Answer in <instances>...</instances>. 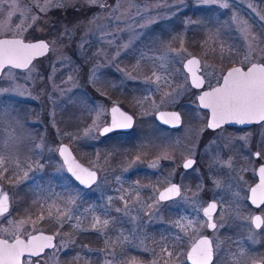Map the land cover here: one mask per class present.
<instances>
[{
	"label": "rangeland",
	"instance_id": "rangeland-1",
	"mask_svg": "<svg viewBox=\"0 0 264 264\" xmlns=\"http://www.w3.org/2000/svg\"><path fill=\"white\" fill-rule=\"evenodd\" d=\"M104 2L107 10L84 6L80 11L39 13L34 26L17 36L25 41H52L57 33L50 31L49 20L57 22V29L77 26L72 42L57 41L51 51L32 62L31 73L11 69L0 77V156L4 160L0 185L11 198V211L0 221V229L53 232L56 251H68L69 264H94L92 258L84 259L94 251V245L82 244L85 231L101 234L102 264H121L113 256L118 249L114 244L123 240L120 237L132 242L133 261L141 257L146 264H161L160 252L167 249L166 257L176 252L174 243L164 241L178 240L163 221L178 218L181 227L197 237L205 232L200 211L213 200L218 203L216 222L223 225L216 230L235 228L231 234L245 245L241 262H255L264 256V205L251 208L247 192L255 181L256 164L264 162V125L240 131L223 127L222 138L220 130H207L206 112L196 103L199 91L189 85L182 63L196 56L201 75L215 74L205 79L204 88L209 83L215 86L231 66L245 68L247 45L241 29L264 34V0H217L207 5L198 0ZM224 2L228 8L221 7ZM35 3L15 0L9 7L12 0H8L0 9V37L11 36L9 29L21 24L22 10L32 8L35 14ZM93 16L98 19L89 24ZM27 23H32L30 18ZM259 47L264 48V42ZM61 59L63 64L58 62ZM256 62H260L259 54ZM103 85L108 93L118 89L122 94L126 87L131 93L126 92L123 105L101 92ZM175 91L180 94L169 100L165 94ZM112 104L136 119V129L128 136L98 135ZM158 110H177L181 127L168 131L150 122ZM63 112L69 113L68 121L62 118ZM94 121L98 126L94 127ZM90 128L94 130L89 132ZM213 140L216 143L210 144ZM61 143L72 147L87 168L97 171L93 187L82 189L67 175L57 155ZM255 152L261 156L254 158ZM216 157L220 163L210 167ZM187 158L195 163L182 170L181 162ZM175 180L179 195L162 204L157 199L159 191ZM19 189L24 191L22 206ZM255 213L263 220L257 231L250 222ZM104 220L109 223L105 225ZM190 221L195 223L185 227Z\"/></svg>",
	"mask_w": 264,
	"mask_h": 264
},
{
	"label": "snow or ice",
	"instance_id": "snow-or-ice-1",
	"mask_svg": "<svg viewBox=\"0 0 264 264\" xmlns=\"http://www.w3.org/2000/svg\"><path fill=\"white\" fill-rule=\"evenodd\" d=\"M216 2L217 0H198V4L200 5ZM6 3H8V0H0V9H3ZM14 4L15 0H12V4H9V7H12ZM77 5H80V7H77ZM34 6L37 9L35 14H31L32 8L22 10L20 13L21 24H18L14 30L9 29L12 33L11 36L5 35V38H0V73L11 69H27L31 73L33 69L29 66L32 64V60L35 56L51 51L52 46L57 41H63L67 38L68 42L71 43L74 39V30L77 26H74L73 29H69L67 26L57 29V22L55 20L48 21V24L51 26L50 31L57 33L52 41L38 40L36 42L26 43L23 38H17L22 32L34 26L35 22L40 19L39 13L47 15L53 9L67 10L68 8L80 11V8L84 6H99L104 10L109 8L104 0H44L42 4L39 0H36ZM221 7L228 8L229 5L224 2L221 3ZM112 11L115 12L116 9ZM11 16L12 13L10 12L9 18H11ZM29 18L32 21L31 24L27 23ZM97 19L98 17L93 16L91 20H89V24L94 23ZM261 19H264V17H261ZM25 24H27V27H25ZM241 31L247 45V51H245L242 61V64L246 66V70L243 67L231 68L226 74H223L222 83L220 80H217V84L214 87L209 83L207 90H203L198 96L199 107L209 109L211 113L206 124V129L214 132L220 130L221 138L223 127L226 124L257 123L264 125V48L259 47V44L264 42V34L258 36L252 33L247 27L242 28ZM79 47L83 49L84 42H81ZM257 54H259L260 62H256ZM65 59H61L58 62L63 64ZM197 64L198 61L193 58L187 61L185 68L192 74V86L201 89L205 84V79L215 74L208 73L207 75H197L190 67ZM206 67L207 66H205V68ZM95 74L96 69H93V77H95ZM179 87L182 88L183 86ZM179 94V91H175L174 93H166L165 95L169 100L174 101L175 97ZM111 113V123L102 128L100 131L101 136L115 129H127L132 126V117L120 111L118 107H112ZM97 115H100V111L97 112ZM165 116L167 118H165ZM161 118L164 120V123H179L180 121V115L176 112L161 114ZM93 125L94 127L98 126L97 121H94ZM206 129H201L200 131L203 132ZM93 130L94 128H90L88 131L91 132ZM211 143H216V141L213 140L210 144ZM37 147H40V145H37ZM58 151L62 157H65V164L68 165L67 171L71 173V176L75 177V180L79 181L80 184L87 186L96 181L97 174L95 171L82 168L80 165L68 160V156L66 155L68 153L67 147L61 145ZM255 155L260 157L261 153L256 152ZM3 163V157L0 156V165H3ZM193 163L194 161L192 159H187L183 167L187 169L191 167ZM215 163H220L219 157L213 160L210 167ZM228 163L229 166H231V161ZM259 174L260 183L251 188V199L253 203H256L257 199H259L260 203L264 204V165L260 167ZM25 177H27V173H25ZM216 184L217 187L221 186L219 181H216ZM179 193V187L173 184L164 192L160 193L159 199L165 200L172 194L179 195ZM8 199L6 194L0 198V215L8 211ZM70 202L74 203V200ZM117 211L121 210L117 209ZM215 211H217L216 202L210 203L203 209L207 221L202 226H206L213 230L223 226L222 224L218 225L217 222L213 220L211 213ZM66 218L70 219L71 217L69 216ZM41 219H43L42 216ZM96 219L97 222H99V218ZM260 221L261 217L259 216L253 218V222L257 228L261 227ZM58 222L63 221L58 220ZM22 223L23 221H21V224ZM103 223L107 225L109 221L104 220ZM177 223L179 224V222ZM193 223L195 222L190 221L185 227H189ZM93 227H95V224ZM53 239V236L45 235L42 232L36 234V230H34V232H28L27 230L22 232L19 229L15 231L0 229V264H41L42 259L48 255L45 250L55 247L52 243ZM60 247H66V245H61ZM164 251H167V249ZM241 254H243V250ZM168 255L171 256L172 253L168 252ZM212 256L213 249L207 237H199L193 240L191 248L187 252V260L190 261L191 264H210Z\"/></svg>",
	"mask_w": 264,
	"mask_h": 264
},
{
	"label": "flooded vegetation",
	"instance_id": "flooded-vegetation-1",
	"mask_svg": "<svg viewBox=\"0 0 264 264\" xmlns=\"http://www.w3.org/2000/svg\"><path fill=\"white\" fill-rule=\"evenodd\" d=\"M107 122H108V120H107ZM162 128H164V127H162ZM250 128H252V127H250ZM250 128H248V129H250ZM164 129L168 130V131L177 130V129H167V128H164ZM234 129H236V128H234ZM240 130H242V129H238L237 131H240ZM117 132L118 131L110 133V134L105 135V136H100L99 134L98 135L100 137H110V136H115L116 135L115 133H117ZM70 148H71L72 152L74 153V155L76 156L75 152L73 151V148L72 147H70ZM253 157H254V154H253ZM184 161L181 162L180 167H181L182 170H188V169H184L183 168V162ZM80 163L83 164L82 162H80ZM194 163H195V160H194ZM259 164H261V163H257L255 168H254L255 181L252 184H254L256 182V168H257V166ZM67 175H68V173H67ZM73 181L79 187H81L82 189H90L97 182L96 181L94 184H92L88 188H83L75 180H73ZM171 184H175V185H177L179 187V189H181L179 183L177 182V180L167 184L165 187H163V189L166 188L167 186L171 185ZM247 195H248V192H247ZM9 199H10V209H9V211L7 213H5L3 215H0V221L3 218L7 217L9 215L10 211H11V198L9 197ZM174 200H175V198L170 199V200H166V201H160V202L162 204H165V203H168V202H172ZM207 203H206V205H207ZM119 204H117V205H119ZM217 206H218V203H217ZM203 208L201 209L200 214H201V218H202L203 222L205 223L207 221V218L202 213ZM217 211H218V207H217ZM217 211H215V213L212 216V218H213V220L215 222H216V219H217V216H215ZM187 212L191 213L190 210H188ZM164 216H166V215H164ZM252 216H251V218H252ZM166 220H170V219H166ZM163 222H167L168 223V225H165V228H167L169 230L170 235L177 236V239H178V237H179V239L177 241H175V242H173V240L172 241H164L166 243H174L173 247H174V251H176V252H175V254L173 256H170V257H166V253L164 251L160 252V254L162 255L160 257L161 264H191V262L187 260V252L191 248L192 241L197 239V238H199V237H207L209 239V241L211 242V246H212V249H213V256H212V261L210 262V264H246V263H242L241 262V256L244 257V255H245L244 242H243V240L241 238H240V240H238V238L235 235L231 234L232 230H230V229H235V228H229L227 226V227L222 228L220 231H217V230H213V229L207 228L205 226V232H201L200 235H198L197 237H194L193 235L195 234V232L194 231L193 232L189 231V234H188V232H187L188 229L182 228L181 224L177 223V222H179L178 218L172 219V220H170V222L169 221H163ZM173 222H175V223H173ZM167 226H172V227L175 226V227H177V229L175 230V228H172L173 229L172 230L171 228H169ZM251 226L256 231L260 230V228L259 229L254 228L252 223H251ZM127 228L129 229V227H127ZM49 230H52V228L49 227ZM54 230L55 229H53V231ZM215 231H217V232H215ZM37 232H43V233H46V234H51L54 237L53 245L55 247L45 250L48 253V255L42 259L41 264H69L66 261V259L69 258L68 257L69 256L68 251H66L64 249L61 250L60 252L56 251V249L58 247V242H57L55 234L53 232H49V231L46 232V231H42V230L36 231V233ZM82 234H83V237H84L82 239V244L84 246L89 245V247H90V245H91V247H92V245H94V248H93L94 251L88 252L87 257H85L84 259H86V258L89 259V257H90V258L93 259V263L94 264H102L103 259H102V256H100V251H99V249H103V245H102L103 241H102V238H101V234L100 235L97 234V233L93 234V233H90V232H87V231L83 232ZM121 238L123 240H121L120 242H117L118 245L114 244V246H113V247H115V248L117 247L119 249V251H118V249H116V252L113 254L115 259H118V262L121 263V264H138V263L146 264L145 263L146 262L145 259H143L141 257L138 258L139 260H137L136 262L133 261V246H132V242H130V239H124V237H120L119 239H121ZM190 240H192V241L189 242ZM175 243H176V245H175ZM187 244H189V245H187ZM186 245H187V247H186ZM242 250H243V254H241ZM262 254H264V253H262ZM49 256H51V257L49 258ZM263 257H261L262 259L261 258L257 259V260H255V262H252L250 264H264V258ZM131 260L133 262H131ZM114 264H116V263H114Z\"/></svg>",
	"mask_w": 264,
	"mask_h": 264
},
{
	"label": "water",
	"instance_id": "water-1",
	"mask_svg": "<svg viewBox=\"0 0 264 264\" xmlns=\"http://www.w3.org/2000/svg\"><path fill=\"white\" fill-rule=\"evenodd\" d=\"M0 38H5V37H0ZM17 38H19V37H17ZM36 41H38V40H35V41H25V42L27 43V42H36ZM46 54H47V52L35 56V57L33 58L32 62H33L35 59L42 58V57L45 56ZM193 58L196 59V60L198 61V64H197V65H192V66H190V67L193 69V71H195V73H196L197 75H201L200 61H199V59H198L196 56H191V57L185 59V60L183 61V63H182V68H183V71L185 72V74L187 75V79H188V82H189V85L191 86V88H193V89L196 90V91H199V94L196 96V103H197V106H198V108H199L200 110L205 111V112L207 113V120H206V124H207V121H208V119H209L210 116H211L210 110H209V109H204V108H202V107H199V100H198V96L200 95V93H201L203 90H207V88H204V86H203V88H201V89L194 88V87L192 86V83H191L192 74L189 72V70H188L187 68H185V65L187 64V61L190 60V59H193ZM233 67H241V66H239V65L232 66V67L228 68L223 74H226V73H227L231 68H233ZM13 70L24 71V70H26V69H13ZM245 70H246V69H245ZM2 73H3V72H2ZM2 73H0V77H1ZM222 76H223V75H222ZM220 82L222 83V77H221ZM215 86H216V85H215ZM213 87H214V86H213ZM114 106H115V107H118V108L120 109V111L124 112L126 115L132 117V126H131L130 128H127V129H115V130H113L112 132H109V133H107V134H105V135H108V134L113 133V132H116V131H118V132H129V131L133 128V126H134V121H135L134 117H133L130 113H128L127 111L123 110L119 105H117V104H112L111 106L108 107V122H107L105 125H103L102 127L99 128V130H98V134H99V135H100V131L102 130V128H103L104 126H106V125H110L111 120H112L111 108L114 107ZM172 112H176V113H178V114L180 115V113H179L178 111H176V110H158V111H156V112L154 113L153 118H154L155 122H156L159 126H161V127H164V128H167V129H178V128L181 127V124H182V117H181V115H180V121H179V123H164V120L161 118V114H168V113H172ZM165 118H167V117L165 116ZM256 125H259V124H257V123H251V124H235V123H231V124H226L225 126H226V127H234V128H249V127H253V126H256ZM105 135H103V136H105ZM100 136H101V135H100ZM61 145L67 147V149H68V153H67L66 155L68 156V160H69L70 162H74L75 164L80 165L82 168L88 169V170H90V171H95V170H93V169L87 168V167H85L84 165H82V164L78 161V159L76 158V156L74 155V153L72 152L71 148H70L67 144H65V143H61V144H59L58 147H57V155H58V157L60 158V160H61V162H62V164H63V166H64L65 171L68 173V175H69L73 180H75V177H72V176H71V173H69V172L67 171L68 165L65 164V157H62V156L60 155L59 151H58V149H59V147H60ZM255 153H256V152H255ZM255 153H254V157H255V158H258V157L255 155ZM188 159H192V158H188ZM186 160H187V159H186ZM186 160H185V161H186ZM192 160L194 161V159H192ZM185 161L183 162V165H184ZM193 164H194V163H193ZM262 165H264V163H261V164H259V165L257 166V168H256V182H255V183L249 188V190H248V195H247V202H248L249 205H250L252 208H254V209H259L262 205H264V204L260 203L259 199H257L256 203H253V202H252V199H251V197H252L251 188L255 187L257 184L260 183L259 169H260V167H261ZM183 168H184V167H183ZM189 168H191V167H189ZM189 168H187V169H189ZM184 169H185V168H184ZM95 172H96V171H95ZM96 174H97V172H96ZM97 179H98V174H97L96 181H97ZM75 181H76L80 186H82L83 188H88V187H90L92 184H94V183L96 182V181H95V182L91 183L90 185H87V186H86V185L80 184L79 181H77V180H75ZM172 185H173V184H171V185L167 186L166 188L162 189L161 191H159V193H158V195H157V199H158L159 201L170 200V199L176 198V197L178 196V195H176V194H172L169 198H167V199H165V200H160V199H159L160 193L164 192L166 189H168V188L171 187ZM5 194L8 196L7 192H6L5 190H2L1 185H0V198H2ZM8 198H9V196H8ZM213 202H215V201H209V202L207 203V205H206L204 208H206L210 203H213ZM217 207H218V206H217ZM9 208H10V201H9V199H8V211H9ZM204 208H203V209H204ZM8 211H7V212H8ZM7 212H6V213H7ZM202 213H203V215H204L203 210H202ZM214 213H215V212L211 213V215L213 216ZM4 214H5V213H4ZM256 216L261 217L260 214H258V213L254 214V215L252 216V218H251V223H252V225L254 226V228L259 229V228H257V227L255 226V223L253 222V218L256 217ZM206 218H207V217H206ZM259 223H261V226H262V224H263L262 217H261V221H260ZM38 233H40V232H37L36 234H38ZM42 233H43V232H42ZM43 234L53 236V235H51V234H46V233H43ZM52 243H54V239H53ZM138 264H141V263H138Z\"/></svg>",
	"mask_w": 264,
	"mask_h": 264
},
{
	"label": "trees",
	"instance_id": "trees-1",
	"mask_svg": "<svg viewBox=\"0 0 264 264\" xmlns=\"http://www.w3.org/2000/svg\"><path fill=\"white\" fill-rule=\"evenodd\" d=\"M112 75V74H111ZM107 83H109V82H107ZM108 85V84H107ZM107 85H103V88L101 89L102 91L101 92H103L104 90H107L108 88H106V86ZM136 89H137V87H135ZM109 91V90H108ZM126 92L127 93H131V92H129V89H128V87H126L125 89H123V92H122V94L119 92V90L118 89H116V90H114V91H111L110 93H108L107 91L105 92L104 91V93H106V94H109L112 98H114L118 103H121V104H125V102H124V100H125V98H126ZM102 95H104V94H102ZM102 98L105 100V102H107V103H109L110 104V102H111V100L110 99H108L107 97H105V96H102ZM126 101V100H125ZM175 109H177V108H175ZM69 113H64L63 112V114H62V118H64V119H66V121H68V118H69ZM154 122L155 123V121H154V119H152V120H150V122ZM156 124V123H155ZM136 128L134 127V129L133 130H135ZM133 130L131 131V132H128V133H121V132H117V133H115L116 135H120V134H122V135H126V136H128L129 134H131L132 132H133ZM83 162V161H82ZM20 188H22V187H20ZM24 191L23 190H21V189H19V190H17L16 191V193H17V197H18V199H19V202L21 203L20 205L22 206L23 205V195H24V193H23Z\"/></svg>",
	"mask_w": 264,
	"mask_h": 264
}]
</instances>
